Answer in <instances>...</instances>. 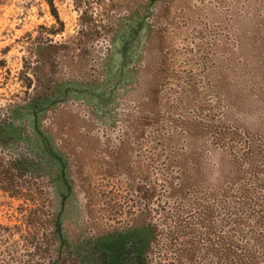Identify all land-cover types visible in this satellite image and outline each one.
<instances>
[{"label": "rangeland", "instance_id": "374dc122", "mask_svg": "<svg viewBox=\"0 0 264 264\" xmlns=\"http://www.w3.org/2000/svg\"><path fill=\"white\" fill-rule=\"evenodd\" d=\"M55 8L0 0V108L48 94L21 124L61 157L0 185V264H264V0Z\"/></svg>", "mask_w": 264, "mask_h": 264}, {"label": "trees", "instance_id": "16d2710c", "mask_svg": "<svg viewBox=\"0 0 264 264\" xmlns=\"http://www.w3.org/2000/svg\"><path fill=\"white\" fill-rule=\"evenodd\" d=\"M46 2L57 22L63 25L55 8V0H46ZM1 67L4 66L1 64ZM47 96L48 94H35L26 105L9 109L0 108V185L7 182L5 186L16 198H22L25 190L22 182L31 181L35 176L42 175L48 166L52 167L61 161V157L51 149L49 143L40 137L39 132L33 130L30 132L21 124V120L25 117L28 124L33 125V118L46 102L44 100ZM35 136L37 139L41 138L42 141L37 142ZM35 142L40 143V148H37ZM27 227L30 229L32 226L27 224ZM0 230L9 231L2 226ZM30 245L38 254L43 250V242H39L35 235L33 239H30ZM124 246L125 255L119 264H146L139 243H132V245L125 243ZM108 259V254L104 252L98 260L86 258V264H108ZM49 264H71V255L59 253L56 258H50Z\"/></svg>", "mask_w": 264, "mask_h": 264}]
</instances>
